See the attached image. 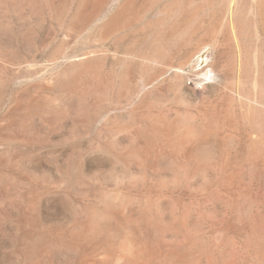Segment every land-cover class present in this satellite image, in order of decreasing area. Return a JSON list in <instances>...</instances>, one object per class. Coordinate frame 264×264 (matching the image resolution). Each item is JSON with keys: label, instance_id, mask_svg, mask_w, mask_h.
<instances>
[{"label": "rangeland", "instance_id": "374dc122", "mask_svg": "<svg viewBox=\"0 0 264 264\" xmlns=\"http://www.w3.org/2000/svg\"><path fill=\"white\" fill-rule=\"evenodd\" d=\"M0 264H264V0H0Z\"/></svg>", "mask_w": 264, "mask_h": 264}, {"label": "bare ground", "instance_id": "6f19581e", "mask_svg": "<svg viewBox=\"0 0 264 264\" xmlns=\"http://www.w3.org/2000/svg\"><path fill=\"white\" fill-rule=\"evenodd\" d=\"M130 3V2H129ZM212 77V76H211ZM262 88V87H261ZM263 89V88H262ZM202 126V125H201ZM211 127V126H210ZM204 128V127H203ZM213 128V127H212ZM211 128V129H212ZM206 129V128H205ZM198 131V130H197ZM213 131V130H212ZM211 132V131H210ZM216 132V131H215ZM197 133V132H196ZM204 133V132H203ZM212 133V132H211ZM199 134V133H198ZM205 134V133H204ZM207 134V133H206ZM202 135V134H201ZM201 137V136H200ZM209 137H211V136H209ZM207 138V137H206ZM206 138H205V140H206ZM203 139V138H202ZM215 140H217V139H215ZM127 252V251H126ZM125 254V253H124ZM125 260V259H124ZM200 260V259H199ZM197 261V260H196ZM194 262H195V260H194ZM201 262H202V260H201ZM199 263V262H198Z\"/></svg>", "mask_w": 264, "mask_h": 264}]
</instances>
